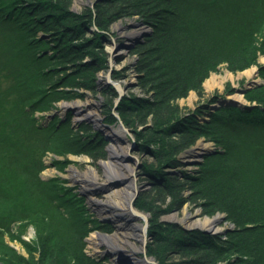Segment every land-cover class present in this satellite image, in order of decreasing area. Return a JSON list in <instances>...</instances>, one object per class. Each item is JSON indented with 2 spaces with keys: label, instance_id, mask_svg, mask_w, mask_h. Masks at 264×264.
I'll use <instances>...</instances> for the list:
<instances>
[{
  "label": "trees",
  "instance_id": "obj_1",
  "mask_svg": "<svg viewBox=\"0 0 264 264\" xmlns=\"http://www.w3.org/2000/svg\"><path fill=\"white\" fill-rule=\"evenodd\" d=\"M71 1L0 0V263L94 264L83 251L87 229L76 209L78 200L40 174L46 152H85L96 159L103 150L89 146L94 133L84 125L71 126L69 116L60 121L54 117L46 124L43 119L57 109V103L69 101L59 90L68 81L60 76L66 64L79 75L73 85L96 93V72L86 68L103 59L95 48L120 10L119 14L141 16L156 28L153 45L141 54L147 76L144 92L153 94V102L138 106L137 99L129 102L124 97L117 110L130 130L143 128L149 117L153 120V128L137 135L144 147L156 146V160L144 166L145 174L154 181L160 177L168 181L164 171L178 167L179 153L200 138L219 148L200 171L186 176L195 188L194 202H203L209 215L226 214L234 229L224 242L170 231L178 238L171 236L175 241H169V248L182 242L187 253L193 251L187 256L195 259L184 264H264V84L246 93L251 108L221 107L200 132H188L181 142L169 143L161 136L185 121L175 103L190 91L200 93L202 82L220 65L232 72L257 65L264 79V66L257 62L264 56V0H116L109 11L100 12L103 3L79 13L70 11ZM91 26V39H80ZM80 54L93 64L82 67L75 60ZM116 96L114 90L103 95L109 123L117 120L108 112ZM198 113L201 110L191 117ZM157 188L168 192L158 194L160 200L170 197L172 204L181 203L176 183ZM151 205L143 208L153 212L147 232L153 235L160 227L158 208ZM27 226L36 232L34 242L21 237ZM6 237L20 242L27 256L12 251ZM200 241L208 244L197 246ZM160 255L155 258H163Z\"/></svg>",
  "mask_w": 264,
  "mask_h": 264
},
{
  "label": "rangeland",
  "instance_id": "obj_2",
  "mask_svg": "<svg viewBox=\"0 0 264 264\" xmlns=\"http://www.w3.org/2000/svg\"><path fill=\"white\" fill-rule=\"evenodd\" d=\"M103 3L106 4L100 12L114 8L118 1L72 0L70 11L79 13L85 7L94 8L96 4ZM119 11L116 17L110 20L108 33L102 39V44L95 48L98 56L103 59L86 68L87 71L96 72L94 83L96 93L92 94L80 85H73L79 75L76 76L73 66L66 64L60 70V76L67 78L68 81L59 90L69 97V101L57 103V109L51 111L52 113H46L43 119L46 124L54 117L60 121L69 116L71 126L84 125L88 131L94 133L91 138L93 144L89 146L101 147L103 156L93 159L85 152L62 154L46 152L43 157L45 168L40 177L44 180L57 181V184L69 190L68 192L78 200L76 209L79 210L87 229L82 240L83 251L94 264H184L183 261H190L191 257L188 256L193 251L188 250L187 253L181 246L182 242L181 245L170 249L169 241L174 240L171 236L176 239L177 232L185 235L197 233L203 239L218 237L224 242L227 234L234 229L226 214L209 215L203 208V202L197 204L194 202L195 188L186 176L188 173L195 174L200 171L201 166L207 164V158L219 152V148L214 143L200 138L195 146L179 153L178 167L166 169L164 172L170 183L179 186L181 203L172 204V199L168 196L165 201L158 198V194L166 195L168 192L165 188L161 191L157 185L163 188L169 182L161 177L154 181L145 174L144 166L153 164L156 160V146L144 147L143 142L137 137L140 131L153 128V120L149 117L143 128L134 131L127 129L117 114L124 97L128 100L137 99L134 103L138 106L141 104L147 106L149 102H153V94L148 95V92H144L147 76L141 54L153 45L156 28L145 23L141 16L131 17L126 11L121 14ZM93 30V26L89 27L86 33L80 35V39H91ZM75 60L79 61L82 67L83 64L86 67L93 64V61L81 54L76 56ZM257 62L264 66V56H260ZM114 76L117 78H113ZM263 84L264 79L257 65L236 72L230 71L226 64L220 65L202 82L200 93L190 91L175 103L185 114V121L170 126L166 132L161 133L162 138L169 143L181 142L188 132L199 131L203 123L208 122L210 116L221 107L251 106L245 98L246 93ZM113 90L117 96L113 97L114 102L111 108H108V112L117 117V120L116 123H109L105 121L107 110L103 95ZM229 90H234L233 94H229ZM126 108L131 110L132 107ZM87 110L93 112L94 117L83 116ZM197 110H201V113L191 117ZM42 114L37 113V116ZM196 120L198 125H195ZM78 129L81 132L83 128ZM111 145L121 147L119 149L122 153L118 158L112 155ZM120 163L129 168L128 174H121L120 170L118 172L117 167ZM128 183H131V186ZM115 188H126L130 192L132 198L129 203L122 196L110 198L105 196L108 191ZM154 197L158 198L157 202L152 201ZM146 203L148 205L152 203L153 209L158 208L156 213L160 230L153 235L147 233L154 216L151 209L143 208ZM207 221L212 223V226L210 224L205 226ZM23 230L21 237L25 242L31 243L36 240V232L32 226H27ZM13 231L15 235L18 234L17 226ZM126 231L130 232L131 236L124 235ZM170 231L177 232L171 235ZM190 239L194 238L191 236ZM5 242L15 253L27 256L24 247L17 240L6 237ZM207 244L206 241H200V245L197 246ZM159 254L163 255V258L157 260Z\"/></svg>",
  "mask_w": 264,
  "mask_h": 264
},
{
  "label": "bare ground",
  "instance_id": "obj_3",
  "mask_svg": "<svg viewBox=\"0 0 264 264\" xmlns=\"http://www.w3.org/2000/svg\"><path fill=\"white\" fill-rule=\"evenodd\" d=\"M211 81H213V79L211 80ZM211 81H209V85L211 86ZM115 104V103H114ZM83 116H85L86 118H89V117H94V113L93 112H90V111H86V112H84L83 114H82ZM117 118V117H116ZM77 119H79V118H77ZM119 148H121L120 146L118 147V145H111L110 146V150H111V153H112V155L114 156V157H116L117 156V158L119 157V154H121L122 152H120V150L121 149H119ZM119 161V160H118ZM117 169H118V172H119V170H120V172H122L121 174H124V175H126V174H128L127 173V171H129V168L125 165V164H123V163H120L119 164V166L117 167ZM125 169H126V173H125ZM117 173V172H116ZM115 173V174H116ZM114 174V175H115ZM110 176V175H109ZM130 186H131V183H128ZM105 196H107V198H110V196H122L123 198H125V200L129 203V201L131 200V198H132V195L130 194V192H128L127 191V189L126 188H115V189H113V190H111V191H108L106 194H105ZM211 225L212 226V223H210V222H206L204 225L205 226H208V225ZM121 226V225H120ZM124 235H127V236H131V233L130 232H125V233H123Z\"/></svg>",
  "mask_w": 264,
  "mask_h": 264
}]
</instances>
